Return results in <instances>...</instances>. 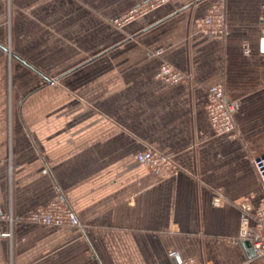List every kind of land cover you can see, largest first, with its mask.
I'll list each match as a JSON object with an SVG mask.
<instances>
[{"label":"crops","instance_id":"obj_1","mask_svg":"<svg viewBox=\"0 0 264 264\" xmlns=\"http://www.w3.org/2000/svg\"><path fill=\"white\" fill-rule=\"evenodd\" d=\"M141 1L148 0H99L100 11L90 0H51L60 11L68 9L56 30L78 33L103 24H89V16L115 18ZM213 7L221 10L218 37L196 24ZM173 11L174 17L129 42L134 54L126 59V73L99 77L117 87L111 100L102 86L95 87L96 105L101 112L108 107L111 118L88 115L70 96V107L81 115L55 131V159L41 150L52 122L47 132L33 122L32 177L16 189L14 212L24 215L60 198L79 225L18 224L15 264H176L189 257L207 264H259L245 245L230 240L239 233L242 206L251 208L252 217L264 198L251 162L264 153V54L258 51L264 0H169L158 9L163 16ZM7 25L19 28V0H0L3 46ZM158 48L161 57L149 54ZM164 62L191 74L192 87L158 79ZM78 68L58 80L75 79L71 74ZM215 84L239 104L233 114L236 139L216 135L209 122L206 89ZM147 148L171 157L177 172L161 178L140 165L135 154ZM1 173L2 166L3 208ZM7 244L0 239V264H7Z\"/></svg>","mask_w":264,"mask_h":264},{"label":"rangeland","instance_id":"obj_2","mask_svg":"<svg viewBox=\"0 0 264 264\" xmlns=\"http://www.w3.org/2000/svg\"><path fill=\"white\" fill-rule=\"evenodd\" d=\"M47 1L19 0V28L17 30L14 26L7 25L8 30L2 33L3 40L11 52L24 56L35 68L51 79L78 66L79 68L71 74H76L75 79L69 80L66 77L49 84L8 54L0 52V104L6 109L0 114V120H2L0 124V166H2L1 174L7 193V205L3 209L17 218L13 225L11 238L5 239L8 241L7 264H15L14 233L16 226L18 224L44 225L33 223L28 217L33 211L47 205L30 210L24 215L16 214L13 205V195L16 189H23L25 184L30 183L32 177L30 153L32 152L31 127L33 122L36 121L39 124L40 131L44 129L46 132L48 122H52L51 134L46 133L49 138H43L44 143L41 142V150L46 149L48 154L55 159L60 145L58 143L60 135H55V131H59L62 126H67L71 119L77 120L81 115L70 107V96L77 100V104L87 107L88 115L94 117L96 114L101 116L103 114L104 119L111 118V111L108 107L101 112L99 105H96L97 102L100 103V100L97 101L95 96V87L98 84L102 86L103 90L109 93V99L110 94L115 93L117 87L112 86V80L104 79L99 82L101 79L99 77L103 73L105 75L126 73V59L128 55L134 54L130 50L131 47L129 48V42L136 41L140 33L148 32L160 24L161 20L170 19L176 15V11L165 16L158 12V9L168 4L169 0H148L137 2L132 8L127 7L128 9L123 10L115 18L89 16V24L100 21L103 24L95 26L96 28L93 26L87 32L57 31V27H60L57 23L68 18L66 14L68 9L60 11L58 5L53 6L51 0L47 4ZM90 2L93 3L91 6L97 8L101 1L90 0ZM98 9L101 8L98 7ZM89 10L92 9L89 8ZM30 12L36 14L38 19H32ZM203 19L196 21L202 32ZM155 23L158 24L145 30ZM159 34L153 37L158 38ZM115 46L117 47L114 48ZM111 48L114 49L111 50ZM162 52L163 49L158 48L149 54L153 57H161ZM112 56L115 58L110 60ZM163 64L178 70L173 64L164 62L161 65ZM183 74L189 78L186 86L191 88L192 75L188 72ZM104 104V107L110 105L107 101ZM3 121H6L5 124Z\"/></svg>","mask_w":264,"mask_h":264},{"label":"built area","instance_id":"obj_3","mask_svg":"<svg viewBox=\"0 0 264 264\" xmlns=\"http://www.w3.org/2000/svg\"><path fill=\"white\" fill-rule=\"evenodd\" d=\"M221 10L213 7L203 19V33L209 37H218L222 34ZM261 36L258 40V51L264 54V14L261 17ZM157 77L169 85H187L189 78L181 71L169 65H161ZM238 102L226 97L222 85L215 84L206 89V112L211 126L216 135L225 136L229 139H236L237 134L233 122V114L238 109ZM135 160L149 168L156 176L164 178L177 172L178 166L171 157L147 148L135 154ZM253 168L260 181L264 193V153L256 155L251 160ZM251 208L242 206L239 233L236 238L231 239L233 244H244L248 242V248L252 259L264 264V198L260 209L252 217L249 215ZM29 220L33 223L50 226H78V220L73 211L66 207L61 199H56L44 208L37 209L30 213ZM17 218L12 213L0 207V239L11 238L13 225ZM7 226L9 228L7 229ZM178 257L177 252L172 254ZM176 264H207L202 259L193 257L179 259Z\"/></svg>","mask_w":264,"mask_h":264},{"label":"water","instance_id":"obj_4","mask_svg":"<svg viewBox=\"0 0 264 264\" xmlns=\"http://www.w3.org/2000/svg\"><path fill=\"white\" fill-rule=\"evenodd\" d=\"M167 19V18H165ZM163 19V20H165ZM161 20V21H163ZM160 21V22H161ZM159 23V22H158ZM158 23H155L153 25H150L148 28H146L145 30H148L150 28H152L153 26H155L156 24ZM0 48L5 51L11 58L19 61L22 65H24L25 67H27L28 69H30L31 71H33L34 73H36L37 75L41 76L45 81H47L48 83H52L54 82L55 80H58L59 78L63 77L65 74L73 71L74 69L60 75L59 77L55 78V79H51L50 77H48L47 75L43 74L41 71H39L37 68H35L33 65L29 64L28 62H26L24 59H22L21 57L17 56L15 53L11 52L10 49L6 46H3V45H0ZM243 245H245L247 248L250 247V244L248 242L244 243Z\"/></svg>","mask_w":264,"mask_h":264}]
</instances>
